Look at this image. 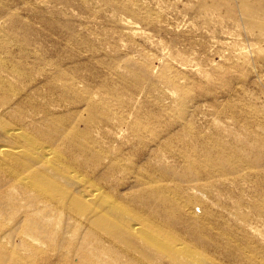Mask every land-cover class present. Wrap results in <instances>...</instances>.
Wrapping results in <instances>:
<instances>
[{
    "label": "rangeland",
    "instance_id": "1",
    "mask_svg": "<svg viewBox=\"0 0 264 264\" xmlns=\"http://www.w3.org/2000/svg\"><path fill=\"white\" fill-rule=\"evenodd\" d=\"M263 3L0 0V144L99 196L0 154V264H174L101 201L205 264H264Z\"/></svg>",
    "mask_w": 264,
    "mask_h": 264
},
{
    "label": "bare ground",
    "instance_id": "2",
    "mask_svg": "<svg viewBox=\"0 0 264 264\" xmlns=\"http://www.w3.org/2000/svg\"><path fill=\"white\" fill-rule=\"evenodd\" d=\"M257 10L264 11V3L257 6V8L253 7V6H252V8H249V10L247 11L248 16L249 15L253 16ZM249 20H250L249 22H251V19H249ZM253 23H251V24H253ZM256 25H259V24L257 23ZM259 26H261V25H259ZM256 27H258V26H256ZM262 30H261V32H262ZM10 142H11V144H6V145L0 144V151H2V149H4L2 147L7 148V151L0 152V154H1V156L4 157V159H6L8 162H10L13 165V167L16 166V170L14 169L15 171L23 172V173L27 174L28 172L32 171V166H34L33 161L35 159H38V161L42 164L41 167H43L46 170L51 171L57 177V179H59L60 181H62L64 183V187L66 186V188L69 190V193H70L69 195H71L70 196L71 198H75L76 201L78 199L80 203L83 200H89V201L98 200L99 201V196L96 193V191H91L90 189H88L87 186H85V184H83L80 181V179L75 177L70 170H68L64 167H61L60 165L56 164L55 161H53L49 157H46L44 154L43 148H38L36 150V152L35 151L32 152V151H25L27 149L26 146H21V147L18 146L16 151L15 150L9 151L8 148L9 149L10 148L15 149L14 146H17V144L15 142H13V141H10ZM30 152H32V156H30L28 158L27 156L30 154ZM31 157L33 158V160L31 159ZM44 172H45V170H44ZM32 173L34 174L32 178L37 179L35 177H37L38 175L34 172H32ZM39 178H40V180H42V182H39V185L37 187L35 186L36 188L34 187L35 190H37V191L41 190L39 194H41V195L43 194L44 196L54 198V195L51 192L53 190V187L49 185V183L46 180L47 178L45 180H43L39 176L38 180H39ZM54 178L55 177H53V179ZM30 183H32V182H30ZM30 183H28V184H30ZM28 184H27V187H28ZM33 184L35 185V182ZM33 184H31V185H33ZM81 187H83L85 190ZM45 191H50V193H46ZM66 198H69V197L66 196ZM76 201H73V202H76ZM105 201H106V198H105ZM100 203H102V204H100L101 206H97V208H98L97 210L101 213L100 215L97 214L99 216V218H103V219L106 218L108 220H112L117 225L118 224L124 225V224L128 223L126 225V227L131 230L130 232H132L134 235H137L138 237H140L145 242V244L147 246L153 248L155 251L160 253V255L170 257L174 264H205V258L204 257L197 256V255H195L194 251L190 250L189 248H188L189 250H186V248H182L179 244H176V241H174L175 240L174 235L171 233H167V232L165 233V231H163V229L159 228L158 226L155 227L157 224H155V226H152L150 223H148V220L146 221L139 216L131 215L127 210L126 211L121 210V207L119 209L118 206L110 205L107 202L101 201ZM76 209H78V208H76ZM97 215H95V217ZM129 221H131V222L129 223ZM110 224H108V226ZM153 225H154V223H153ZM100 226H101V224H100Z\"/></svg>",
    "mask_w": 264,
    "mask_h": 264
}]
</instances>
